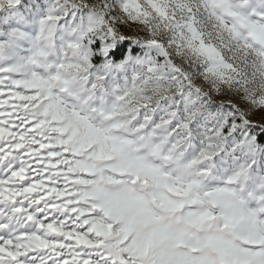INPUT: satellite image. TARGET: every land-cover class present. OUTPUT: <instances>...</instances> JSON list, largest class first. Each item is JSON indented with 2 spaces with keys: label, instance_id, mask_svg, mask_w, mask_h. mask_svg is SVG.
<instances>
[{
  "label": "snow or ice",
  "instance_id": "6c2138e0",
  "mask_svg": "<svg viewBox=\"0 0 264 264\" xmlns=\"http://www.w3.org/2000/svg\"><path fill=\"white\" fill-rule=\"evenodd\" d=\"M44 39L112 105L136 101L152 159L94 136L116 157L112 191L57 126L54 89H72L45 79ZM261 178L264 0H0V264H264Z\"/></svg>",
  "mask_w": 264,
  "mask_h": 264
},
{
  "label": "rangeland",
  "instance_id": "374dc122",
  "mask_svg": "<svg viewBox=\"0 0 264 264\" xmlns=\"http://www.w3.org/2000/svg\"><path fill=\"white\" fill-rule=\"evenodd\" d=\"M41 0H36L40 3ZM36 47L43 50L46 54L43 57L45 79L59 77L61 81H68V87L71 92L66 89L59 88L58 85L54 89L56 96L59 98L61 108L65 113V119L58 123L57 126L65 129L67 138L72 142V145L77 147L79 156L86 162L95 164L100 173L96 176V181L101 184L106 191H112L117 187L116 184L109 183L105 180V176L111 178L109 170L116 162V157L111 152H101L94 136L102 130H109L111 136L127 143L133 149L132 155L136 157L143 156L152 159L144 151L143 136L140 133L142 129L134 127L138 114L135 110V99H129L127 104L122 101H116L115 105L110 103L111 98L106 94L103 87L94 88L89 83V76L83 69L74 67L78 61V56L74 53H66L64 50L57 49L51 40L44 39L36 42ZM59 57L60 63H49V60H55ZM61 64L63 67H61ZM71 97V99H69ZM47 99V97H45ZM40 103H44L41 100ZM95 105V106H94ZM121 105H124L121 107ZM39 107V104L36 106ZM110 109L105 111V109ZM161 132V139L164 142L163 146L167 147L168 137L163 135L162 130H154ZM187 151V150H185ZM173 154L176 155L177 161H182L185 152L180 151L179 147L172 148ZM95 155V160H89L90 156ZM156 164L167 166V161H154ZM199 165L182 168L184 175L192 176L199 179L201 182H206L207 177H202L198 174ZM239 178V187L241 194L245 191L249 182L248 168L241 162L240 168L237 169ZM119 179V177H116ZM261 186H264V178L259 181ZM131 190H137L143 186L127 185ZM237 203L240 201L237 200ZM214 231V227L206 228L204 234L207 235ZM224 235L230 238V234L225 232ZM205 254L211 255V250H206Z\"/></svg>",
  "mask_w": 264,
  "mask_h": 264
}]
</instances>
